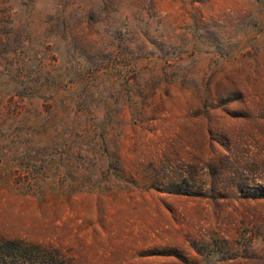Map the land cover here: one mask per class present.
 Here are the masks:
<instances>
[{
    "label": "rangeland",
    "instance_id": "1",
    "mask_svg": "<svg viewBox=\"0 0 264 264\" xmlns=\"http://www.w3.org/2000/svg\"><path fill=\"white\" fill-rule=\"evenodd\" d=\"M0 264H264V0H0Z\"/></svg>",
    "mask_w": 264,
    "mask_h": 264
}]
</instances>
